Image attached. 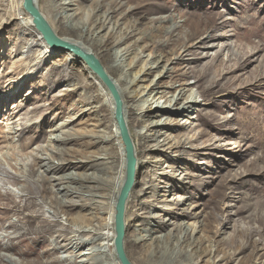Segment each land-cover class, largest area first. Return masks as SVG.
<instances>
[{
  "label": "rangeland",
  "instance_id": "374dc122",
  "mask_svg": "<svg viewBox=\"0 0 264 264\" xmlns=\"http://www.w3.org/2000/svg\"><path fill=\"white\" fill-rule=\"evenodd\" d=\"M72 1L75 18L85 19L87 30L92 26V32L99 29V15L113 12L109 24L102 28L103 34L109 27L133 33L124 43H112L106 49L92 45L89 40L87 44L83 42L95 51L103 67L110 66V54L115 48L124 49L130 57L137 56L133 74L143 65L146 70L154 67L151 58L154 55H166L159 66L166 64L171 74L181 75V82L196 98L197 106L179 117V125L170 126L173 128L166 132L168 139L161 143V148L155 146L156 136L137 141L139 150L144 145L146 151L136 169L148 174L145 181L157 185V194L165 195L154 203L161 210L152 215L162 227L167 226L161 229L151 222L153 226L149 228L155 231L154 235L176 234L174 225L180 222L193 224L196 232L188 239L197 247L194 257L189 262L184 257V263L264 264V0ZM23 14L13 12L11 0H0V256L12 264L20 262L14 251L17 247L11 246L19 239L29 242L30 238L44 236L51 240L47 233L52 231L59 233L58 238L52 235L57 241L68 244L70 240L74 244L72 233L76 227L62 215H56L57 207L48 197L38 195L37 177L30 176L28 168L35 157L40 164H47L46 158H54L50 146H58L52 139L59 134L55 129L61 123L66 124L63 131L97 130L94 120L97 113L82 115L88 107L78 98L98 95L91 76L74 56L68 57L63 52L45 55L44 45L29 46L36 39L32 38L35 36L30 34L32 31L21 28ZM170 15L175 22H161L160 18ZM59 16L57 13L56 17ZM173 24L177 25L176 30L165 34ZM63 36L76 38L72 33ZM166 42L169 44L162 46ZM176 46L179 49L173 55ZM180 55L182 61L173 60ZM152 71L151 75L142 76L145 82L139 85L145 87L151 80L161 86L170 84L168 77L162 79ZM108 74L119 75L114 70ZM69 76L74 77L71 86L67 83ZM77 83L83 86L74 95L78 112L72 107L73 99L70 102L67 97L71 92L65 91ZM104 101L99 97L93 105L99 107L95 111L100 114H106ZM163 102L160 100V105ZM138 104L148 105L135 103ZM106 124V120L102 121L99 130ZM177 140L183 141L181 147L171 148ZM146 162L150 163L148 167ZM95 168L91 167L88 173ZM68 172L71 169L47 174L52 190L57 191L61 188L58 183L65 181L55 178ZM14 178L16 184L12 183ZM25 185L31 191L27 197L20 192ZM146 186L133 185L127 212H142L136 204L141 199L138 194ZM152 195L147 194V200ZM3 210H7L4 217ZM78 212L87 217L91 213L77 207L71 214L74 217ZM175 215L181 217L174 219ZM186 215L191 218L185 219ZM100 217L107 220L105 214ZM10 224L16 230H8ZM130 233L128 226L125 241H131ZM5 245L11 250H2ZM32 247L35 256H41L46 249L41 244ZM143 251L139 246L131 251V257L136 259ZM67 255L66 250L60 251L62 259ZM109 257L112 259L110 253Z\"/></svg>",
  "mask_w": 264,
  "mask_h": 264
},
{
  "label": "bare ground",
  "instance_id": "6f19581e",
  "mask_svg": "<svg viewBox=\"0 0 264 264\" xmlns=\"http://www.w3.org/2000/svg\"><path fill=\"white\" fill-rule=\"evenodd\" d=\"M86 1L87 0H81V2ZM32 6L42 20L49 26L53 35L61 43L75 46L83 54L95 58L120 100L121 118L132 146V157L134 160L132 183L124 204V214L128 213L125 220L123 214L124 236L126 232L128 233V226L130 230H132V233H130L131 241H125L123 237L122 248L126 260L129 264H187L189 259L194 257L195 248L197 247L193 240L190 241L188 239L191 234L196 232L195 225H188L187 223L180 222L178 225H174L177 231L176 234L168 232L159 236H155V231L149 228L153 226L151 222L156 223L158 228L162 227L161 223L155 220L156 217L152 215V212L161 210L160 207L154 206V203H159L158 198H163L165 195L157 194V185L154 184V182L146 183L145 181L148 174H146V172H139V170L136 169L137 163L139 166V159L143 157L146 151L144 145L140 147L139 150L137 141L139 143L141 140L145 141L151 136H156L158 139L155 146L158 149L161 148V143L168 139V134H166V132L173 128L170 126L179 125V117L183 116L182 114L186 111L197 106L196 98L190 94V89L186 87V84L181 82L183 81L181 75H177L176 72L171 74L166 64L159 66L166 55H154L151 57L154 67H149L146 70V65H143L133 74L132 70L135 68L137 56L133 55L130 57V54L124 51V49L115 48L110 54V66L103 67L99 60V56L91 47L85 46L83 42L87 44L89 40L92 42V45L97 44V46L99 45L106 49V47L112 43L120 45L124 43V41L130 39L133 36L131 30L124 32L122 29L118 30L115 27H109L108 31L103 34L104 29L102 28L104 25L109 24L113 12H103L100 14L98 20L100 28L92 32L90 30L94 29L93 26L90 30L86 29L85 19L82 17L78 19L75 18V10L73 7L75 4L72 0H67V2H57V0H32ZM11 9L18 15L24 13L21 17V28L24 31H32L30 34H35L32 38L36 40L31 42L29 46L33 44L37 45L38 43L44 45L45 53L43 54L45 55L63 52V54L68 57L74 56L71 53H67V51L62 48L52 49L45 43L42 34L35 28L32 17L23 9V0H11ZM57 13L60 14L59 18L56 17ZM130 13L132 15L137 14ZM88 16L90 15L86 14V17ZM160 19L162 20L161 22H175V19L171 15ZM176 28L177 25L173 24L166 29L165 34L175 31ZM35 31L38 32V35ZM65 33H72L76 35V38L71 39L63 36V34L66 35ZM168 44L169 43L166 42V44H162V46L165 47ZM178 49V46L172 49L173 55H177ZM74 58V60H80L83 69L91 76L90 78L93 81L94 88L98 93L97 96L89 98L82 95L78 96L80 103L88 107L87 110L82 111V115H94V113H97L96 116L94 115L95 123H97L95 126L97 130H93L90 133L89 131L77 132L74 129L63 131L66 124L61 123L55 129L59 134L53 136L52 139L53 142L58 143V146H50L51 151L55 154L54 158H46L48 161L47 164H40L35 157L28 168L29 175L37 177L39 184L38 195L41 197H48L49 201L57 207L58 213L56 215H62V217L66 219V222L76 227V231L72 233L74 234L72 236L74 244H72L70 240L68 244L57 241L59 233L55 234V232L52 231L47 233L51 240L44 236L41 239L38 237L30 238L29 242L26 239H19L16 245L11 244V246L17 247L12 248H16L14 251H17L16 253L20 257V262L15 264H121L117 257L114 244L116 238L115 208L127 179L126 147L115 118L116 104L111 92H109L107 86L91 71L83 60L76 56H74ZM173 60L182 61V55L176 56ZM113 70L117 71L119 75L115 77L114 74H108ZM152 70H155V72L158 73L157 76L162 79L168 77L170 84L161 86L157 83H153V80H151L149 85L145 87L141 86V84L139 85V83L145 82L142 76L151 75V73H153ZM73 78L74 77L69 76L67 81L68 86H71L70 84ZM72 87L73 88L70 90L65 91L66 93L71 92L67 97H69L70 102L73 99L74 103H72V107L74 111L76 110L78 112L79 109L76 107L74 95L83 86L82 83H77ZM163 87L164 89L161 90ZM169 95L170 97H167ZM99 97L105 100L104 108H106V114L98 113L95 109H99V107H93V105L96 104V99ZM160 100H164L163 105H160ZM136 102H142L148 105H135ZM100 108L103 107L100 106ZM147 112H155L156 114L151 116V114ZM165 116L168 118H163ZM104 120H106L107 124L104 128L99 130ZM152 130L155 131L154 134H150ZM159 138L164 139L159 141ZM171 141L173 140H170V142ZM51 143L52 142H50L49 145H51ZM182 143L183 141L177 140L173 143L171 148H179ZM68 146H75L78 149H70L67 148ZM99 161L101 163L95 165ZM144 164L145 167L150 165L149 162ZM94 166H97V168L92 170L91 173H88V170ZM43 168H45L44 171L42 170ZM40 169L42 171H40ZM69 169H71L70 173L68 172V174H63L59 178H55L57 181L65 180L64 182L58 183L61 185V188H58L57 191L52 190L47 174L52 173L54 175L64 173ZM72 170H77L81 173L73 174ZM12 183H17L15 178L12 180ZM133 185H148L144 189V192L138 194L141 199L136 205L139 207L138 211H142L140 213L137 211L127 212L132 202L131 198H129V192ZM82 189H85V192H82ZM20 192L23 197H27L28 194L30 195L31 191L29 190V186L25 185ZM150 193L153 195L150 196V200H147L146 195ZM77 207H79L81 211L89 210L91 212L88 213L89 217L79 212L75 213L73 217L71 212ZM6 211L7 210H3V217L5 213L7 214ZM39 212V216H42L43 212ZM144 213H147L146 217L143 216ZM100 214H105L107 220L101 218ZM181 215H175L174 219L181 217ZM5 217H7V215ZM143 218H145L144 221L142 220ZM189 218H191L190 215L185 216V219ZM195 224L199 226V222H195ZM166 226L165 224L162 228ZM12 229L16 230V227L10 224L8 230ZM54 234L57 238L52 237ZM28 235L31 234H26V236ZM39 244L46 249L41 256H35V248L32 246H38ZM139 246H142L144 251L139 257L133 259L131 257V251ZM81 247L83 249L77 251V249ZM84 247L89 248L85 250ZM72 248H74V250ZM1 249L10 251L11 247L5 245L1 246ZM61 250H66L68 253L65 259L60 257ZM127 251L129 252V256ZM109 253L112 259L109 257ZM32 257L34 258L30 259ZM184 257L188 259L185 263L183 262ZM211 263H214V261H211ZM0 264L12 263L9 260L4 261L0 256Z\"/></svg>",
  "mask_w": 264,
  "mask_h": 264
},
{
  "label": "water",
  "instance_id": "95a60500",
  "mask_svg": "<svg viewBox=\"0 0 264 264\" xmlns=\"http://www.w3.org/2000/svg\"><path fill=\"white\" fill-rule=\"evenodd\" d=\"M23 9L32 17V21H33L35 28L42 34L45 40V43L48 46H50L52 49L62 48L65 51L83 60L87 64V66L91 69V71L107 86V88L109 89V92H111V95L113 99L115 100V104H116L115 118L119 126V130L121 132L123 142L126 147L127 179L120 193V196L117 201L116 208H115L116 238H115L114 244H115L117 257L119 261L121 262V264H129L124 256L123 248H122V242H123V237H124L123 214H124V204H125L126 196H127V193L132 183L134 160L132 157V146L130 144V141H129V138L126 132L125 125L121 118L120 100L115 92V89L113 88L112 84L110 83L106 75L103 73L101 66L95 60V58H93L90 55L83 54L75 46L65 45L61 43L53 35L49 26L42 20V18L37 13L35 8L32 6V0H23Z\"/></svg>",
  "mask_w": 264,
  "mask_h": 264
}]
</instances>
